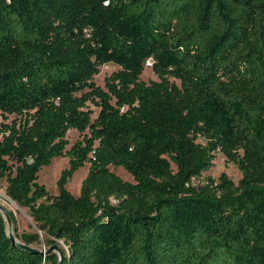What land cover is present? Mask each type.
Returning <instances> with one entry per match:
<instances>
[{"label": "trees", "instance_id": "1", "mask_svg": "<svg viewBox=\"0 0 264 264\" xmlns=\"http://www.w3.org/2000/svg\"><path fill=\"white\" fill-rule=\"evenodd\" d=\"M0 115V180L43 239L16 237L68 246L13 244L0 212V264H264V0H0ZM218 152L238 182L194 183Z\"/></svg>", "mask_w": 264, "mask_h": 264}, {"label": "rangeland", "instance_id": "2", "mask_svg": "<svg viewBox=\"0 0 264 264\" xmlns=\"http://www.w3.org/2000/svg\"><path fill=\"white\" fill-rule=\"evenodd\" d=\"M118 66L107 63L99 67V72L94 76V82L104 87V81L107 76H109L112 72L116 71ZM141 79L148 82L149 80H156L157 77L153 74L152 70L149 67H146L144 72L141 75ZM90 108L93 110V116L98 112V108L93 104H90ZM2 120L0 115V121ZM78 138H80V134L76 130H69L67 132L68 139V148L75 142ZM68 167V159L66 157H57L52 160L50 165L41 168L38 174V182L43 184L45 188L50 193H56V182L60 176V173L63 169ZM88 170V165L79 167L71 177V180L67 183L66 187L73 195H78L81 187V183L85 178ZM111 170L115 172L118 176H120L123 180L132 182L133 179L130 174H128L124 169L119 167H111ZM226 174L229 179H231L234 183H237L241 178V173L238 168L232 163L227 162L226 158L221 154L217 153L212 167L203 172L200 178L194 179V183H204L208 177L217 180L220 174ZM5 180H0V212L2 213L4 219L6 220V215L11 213L15 219V224L12 221L8 224L6 222V230L13 234L15 239L20 242L17 236L21 233H33L39 232L37 227L35 226L32 217L28 213L27 209L24 207H20L19 205L12 202L7 195L5 194ZM10 217V215H9ZM41 239H43L42 234L39 232ZM33 247L40 251H45L50 247H54L52 252L61 254L62 251L66 252L68 246L64 243L63 240H55L52 246L48 247L47 244L42 240L41 243L33 244Z\"/></svg>", "mask_w": 264, "mask_h": 264}, {"label": "water", "instance_id": "3", "mask_svg": "<svg viewBox=\"0 0 264 264\" xmlns=\"http://www.w3.org/2000/svg\"><path fill=\"white\" fill-rule=\"evenodd\" d=\"M0 208H1V207H0ZM5 221H6L8 224L11 222V219H10V217H9L8 214L6 215V220H5ZM6 233H7V235H8L9 240H10L13 244H15V243H19L20 247H24V248H26L27 250H30V251H32V252L39 253V254L42 255V256H45V255L49 254L50 252H52V249H54V247H50V248H48V249L45 250V251H40V250L36 249L35 247H33L32 245H26V244H24V243H20V242H18V241L15 239L14 235L11 234V233H9L7 230H6ZM61 260H62V255L60 254V255H59V262H61Z\"/></svg>", "mask_w": 264, "mask_h": 264}]
</instances>
